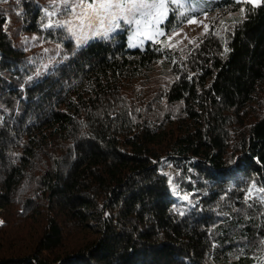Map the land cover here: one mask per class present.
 <instances>
[{
    "label": "trees",
    "instance_id": "1",
    "mask_svg": "<svg viewBox=\"0 0 264 264\" xmlns=\"http://www.w3.org/2000/svg\"><path fill=\"white\" fill-rule=\"evenodd\" d=\"M206 2L130 49L0 0V264H264V3Z\"/></svg>",
    "mask_w": 264,
    "mask_h": 264
},
{
    "label": "snow or ice",
    "instance_id": "2",
    "mask_svg": "<svg viewBox=\"0 0 264 264\" xmlns=\"http://www.w3.org/2000/svg\"><path fill=\"white\" fill-rule=\"evenodd\" d=\"M169 4L176 5V8L171 9L173 12L183 6L177 4V0H53L52 11L45 10V14L49 17L57 13L72 16L82 30L87 29L92 31L94 36L104 38L120 29L123 24L128 29L134 28V34L143 35L146 39L159 44L162 41L156 37L163 36L166 40H170L172 35L179 34L174 30L165 31L160 27L168 19ZM185 19L189 23L196 22L191 16H185ZM52 26V24L45 25V27ZM55 26L65 27L61 23ZM205 29L207 30V26ZM87 39L88 37L85 36L79 43L82 45L87 42ZM130 46L135 47L136 45ZM164 47L169 46L165 44Z\"/></svg>",
    "mask_w": 264,
    "mask_h": 264
},
{
    "label": "rangeland",
    "instance_id": "3",
    "mask_svg": "<svg viewBox=\"0 0 264 264\" xmlns=\"http://www.w3.org/2000/svg\"><path fill=\"white\" fill-rule=\"evenodd\" d=\"M42 1H45V3H47V4H52V2H53V0H42ZM236 1L249 2L253 5H259V4L264 3V0H236ZM177 4H182L183 6L180 7L178 9V11H176V12L171 11V9L176 8V5L169 4L170 11L168 13V19L165 21V23L160 25V27L162 29H164L165 31L174 30V29L170 28V25H172V24L168 23L172 14L176 18L175 19V22H176V21H179L180 19L182 20L183 18H185V16L188 13H194V12H198L202 9L208 8L206 0L205 1L204 0H177ZM180 13H183L184 15H181ZM191 17L196 22L195 23H189L186 20L180 28L174 30L176 33H179L178 35H172L170 40H166L165 37H163V36L156 37V39L162 41V43L168 44L169 46H175V47L184 46L187 43H189L191 40H193L197 35L206 31L205 26H207V28H208L209 21L211 20L212 17H214V12L213 11L212 12L211 11H205L202 14L194 15ZM68 22H71V23L69 24ZM57 23L64 24L65 26L68 27V29L70 28L69 32L71 34V37L75 41V45L77 48L81 47L82 45L86 44L87 42H89L92 39L104 38L102 36H94L93 32L89 31L87 29L82 30L79 27V23L72 16H67L64 19L57 21L56 24ZM124 30L128 31V33H127V46L130 49H136V48L143 49L146 47V45L149 42H152L149 39H146L145 36H143V35L134 34L135 33L134 28L128 29L127 26H125L123 24L121 25L120 29L116 30L115 32L110 33L107 38L110 39L111 37L114 36L115 33L121 32ZM85 36L88 37L87 42L83 43L81 45L79 42ZM23 39H24V41L33 40V38H31L30 34L26 35ZM132 44H135L136 46L135 47L130 46ZM41 46H45L43 42H41ZM50 64L51 63H49V62L47 64L46 63L43 64L39 68V70L34 75H32L30 77V80H34V79L37 80L41 76H43L51 68ZM172 188H174L176 191V194H175V197H176L179 193V191L177 189V185L173 184ZM185 197H187V199H185ZM176 201H177V203L186 202L185 205H182L179 208L181 211H184L188 206L193 204V202L189 199V197L186 194L180 196ZM0 221H1V219H0ZM14 242H16V240Z\"/></svg>",
    "mask_w": 264,
    "mask_h": 264
}]
</instances>
